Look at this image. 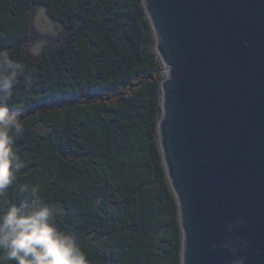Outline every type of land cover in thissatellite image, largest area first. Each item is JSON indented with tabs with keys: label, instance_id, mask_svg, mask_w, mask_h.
<instances>
[{
	"label": "trees",
	"instance_id": "1",
	"mask_svg": "<svg viewBox=\"0 0 264 264\" xmlns=\"http://www.w3.org/2000/svg\"><path fill=\"white\" fill-rule=\"evenodd\" d=\"M38 5L65 36L34 58L26 45ZM155 42L143 0H0V54L25 70L7 101L24 125L13 145L22 166L0 210L31 203L19 189L38 185L89 264H181Z\"/></svg>",
	"mask_w": 264,
	"mask_h": 264
},
{
	"label": "water",
	"instance_id": "2",
	"mask_svg": "<svg viewBox=\"0 0 264 264\" xmlns=\"http://www.w3.org/2000/svg\"><path fill=\"white\" fill-rule=\"evenodd\" d=\"M143 3L163 65L157 134L181 264H264V0Z\"/></svg>",
	"mask_w": 264,
	"mask_h": 264
},
{
	"label": "clouds",
	"instance_id": "3",
	"mask_svg": "<svg viewBox=\"0 0 264 264\" xmlns=\"http://www.w3.org/2000/svg\"><path fill=\"white\" fill-rule=\"evenodd\" d=\"M33 54H38V50H33ZM0 64L3 65L0 72V194H3L15 183L16 173L22 166L13 145L24 125L16 113L9 111L7 101L25 70L22 64L2 54ZM19 190L30 193L33 199L31 203L12 204L0 210V264L13 261L15 264H89L75 238L53 223L59 209L40 199L39 186L24 184ZM228 227L231 229L232 223Z\"/></svg>",
	"mask_w": 264,
	"mask_h": 264
},
{
	"label": "rangeland",
	"instance_id": "4",
	"mask_svg": "<svg viewBox=\"0 0 264 264\" xmlns=\"http://www.w3.org/2000/svg\"><path fill=\"white\" fill-rule=\"evenodd\" d=\"M32 33L31 41L26 45V51L34 58L39 57L44 50L57 46L65 36L61 24L54 21L42 5L35 8ZM33 50H38V54L34 55ZM0 198L3 200L7 198L6 193L0 194Z\"/></svg>",
	"mask_w": 264,
	"mask_h": 264
}]
</instances>
